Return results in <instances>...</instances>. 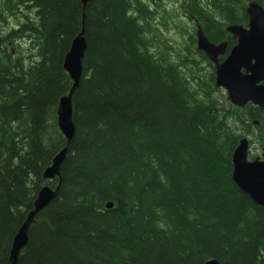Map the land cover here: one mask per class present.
Masks as SVG:
<instances>
[{"label":"trees","instance_id":"16d2710c","mask_svg":"<svg viewBox=\"0 0 264 264\" xmlns=\"http://www.w3.org/2000/svg\"><path fill=\"white\" fill-rule=\"evenodd\" d=\"M251 1L264 9V0L178 3L213 39L246 24ZM159 3L91 0L85 10L75 133L58 195L17 264H264V208L230 179L241 139L264 146V111L217 97L189 43L152 50ZM82 16L80 0H0V264L38 191L57 185L42 173L65 145L56 109Z\"/></svg>","mask_w":264,"mask_h":264},{"label":"water","instance_id":"95a60500","mask_svg":"<svg viewBox=\"0 0 264 264\" xmlns=\"http://www.w3.org/2000/svg\"><path fill=\"white\" fill-rule=\"evenodd\" d=\"M82 23L80 33L72 40L63 59V70L71 81V87L57 105V127L65 140L64 147L53 157L51 164L43 171L44 181L57 180L54 188L42 187L32 203V209L13 238L9 264H17L20 253L27 247L29 230L36 217L56 198L60 187V170L66 159L67 146L72 141L75 130L72 122V96L78 87L82 74V60L86 42L83 37L84 12L91 0H80ZM244 13L247 17L246 28L240 25L225 27V31L236 41L229 55L222 63L217 58L225 52V44L214 46L206 39L200 26L196 27L197 51L203 53L214 67V86L222 89L227 101L234 107L243 108L247 104L264 111V9L254 1L247 3ZM230 179L233 185L254 205L264 208V147L260 157L248 159V140L239 141L231 155ZM107 203L105 209H111ZM204 264H219L211 259Z\"/></svg>","mask_w":264,"mask_h":264},{"label":"rangeland","instance_id":"374dc122","mask_svg":"<svg viewBox=\"0 0 264 264\" xmlns=\"http://www.w3.org/2000/svg\"><path fill=\"white\" fill-rule=\"evenodd\" d=\"M145 1L150 2L152 0ZM159 4L160 7L165 10L166 14L163 15L164 17H162V19H160V16L157 15L156 20L153 22V25H155L158 29V37L156 38V40L158 41H153V45H155L153 46L152 50L162 49L161 44L165 43L167 45H170L175 51L182 53L181 47L186 45V41L189 43V40L187 38L190 34H192V23L191 21H189L190 19H188L187 16H184L182 11H180L178 0H160ZM14 23L15 21H10L11 26L14 25ZM156 43L160 44L158 45ZM9 48L11 49L12 47ZM203 71L205 73L210 72L207 69ZM201 73L204 74L202 71ZM216 96H223L226 99L225 92L220 89H218V94ZM251 144L252 145L249 148V158L260 157L261 149L263 147L260 146L261 143L259 141L253 140Z\"/></svg>","mask_w":264,"mask_h":264},{"label":"flooded vegetation","instance_id":"af4514ba","mask_svg":"<svg viewBox=\"0 0 264 264\" xmlns=\"http://www.w3.org/2000/svg\"><path fill=\"white\" fill-rule=\"evenodd\" d=\"M244 9H245V7H244ZM243 12H244V10H243ZM245 14V13H244ZM189 21H191V23H192V26L194 27V28H196L197 27V22L195 21V20H193V19H190ZM246 24H247V22H246ZM246 24H228V25H224L223 26V28H222V31H223V36L222 37H214L213 39H211V38H208L207 36H206V39L208 40V42L210 43V44H213L214 46H219V45H221V44H225L226 46H225V52H224V54L223 55H221V56H218V58H217V61H218V63H222L224 60H225V58L229 55V53H230V51H231V49L234 47V46H236V41L225 31V27L226 26H230V25H240V26H242V27H244V28H246ZM194 34H195V32H194ZM188 40H189V46H187V45H185V46H182L181 47V49H182V52H184V50L187 48V47H189L190 48V51H191V54H193V55H198L199 57H201V56H203L205 59H206V61L210 64V65H208V63L207 62H203L200 58H197L196 60H195V62H196V64L197 63H199L198 64V66H201V68L203 69V70H205V69H207V70H209L210 71V73L212 72L213 73V75H215L214 73V67H213V65H212V63L206 58V56L203 54V53H200V52H198L197 51V47H196V38H195V35L193 36L192 34H190L189 35V37L187 38ZM186 44H188V42L186 41ZM187 46V47H186ZM197 56V57H198ZM203 66V67H202ZM215 78V77H214ZM264 84V83H263ZM227 99V98H226ZM248 105H251V104H247L246 106H248ZM245 106V107H246ZM252 106V105H251ZM245 107H243V108H245ZM252 107H254V106H252ZM256 108V107H255ZM239 109H242V108H239ZM256 109H258V108H256ZM259 110V109H258ZM253 125L256 127V126H258V122L257 121H254L253 122ZM247 140H248V159L249 160H253V159H255V158H257V157H252V158H249V155H250V146L252 145L251 144V139H250V137H245Z\"/></svg>","mask_w":264,"mask_h":264},{"label":"bare ground","instance_id":"6f19581e","mask_svg":"<svg viewBox=\"0 0 264 264\" xmlns=\"http://www.w3.org/2000/svg\"><path fill=\"white\" fill-rule=\"evenodd\" d=\"M106 206V205H105Z\"/></svg>","mask_w":264,"mask_h":264}]
</instances>
